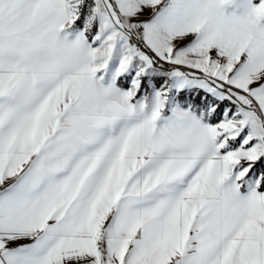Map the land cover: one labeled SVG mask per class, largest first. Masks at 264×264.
I'll return each mask as SVG.
<instances>
[{"label": "snow or ice", "instance_id": "1", "mask_svg": "<svg viewBox=\"0 0 264 264\" xmlns=\"http://www.w3.org/2000/svg\"><path fill=\"white\" fill-rule=\"evenodd\" d=\"M0 264H264V0H0Z\"/></svg>", "mask_w": 264, "mask_h": 264}]
</instances>
